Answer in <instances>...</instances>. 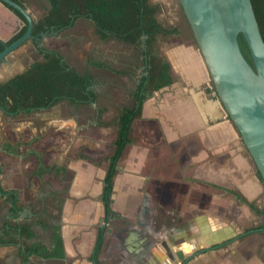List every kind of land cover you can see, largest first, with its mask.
<instances>
[{
  "label": "crops",
  "instance_id": "0c3cea01",
  "mask_svg": "<svg viewBox=\"0 0 264 264\" xmlns=\"http://www.w3.org/2000/svg\"><path fill=\"white\" fill-rule=\"evenodd\" d=\"M20 2L33 20L49 8L47 0ZM21 27V19L0 2V40L8 41ZM56 34H43L38 46L26 41L0 61V83L40 61L45 36ZM55 38L59 35L52 43ZM176 43L159 40L173 83L152 93L131 124L130 141L113 176L108 215L102 194L118 126L110 142L99 138L92 146L85 130L89 121L75 127L79 117L74 115L57 119L72 128L66 144L54 139L42 144L38 138L30 145L12 137V120L21 113L0 110V135L6 129L0 143V229L29 224L35 237L26 244L49 249L58 232L64 252L61 258L32 255L22 262L18 246H0V264H264V230L247 233L257 240L249 244L235 239L230 224H220L228 223L236 208L264 221V215L254 214L233 195L264 209L258 205L264 202V186L196 44L192 39ZM35 54L41 58L33 60ZM77 128L84 132L75 135ZM76 136L89 139L81 143ZM29 145L35 149L27 150ZM29 164L35 165L31 173Z\"/></svg>",
  "mask_w": 264,
  "mask_h": 264
},
{
  "label": "trees",
  "instance_id": "16d2710c",
  "mask_svg": "<svg viewBox=\"0 0 264 264\" xmlns=\"http://www.w3.org/2000/svg\"><path fill=\"white\" fill-rule=\"evenodd\" d=\"M11 1L24 7L20 0ZM47 1L49 8L42 17L33 20L31 38L28 40L36 46L40 44L43 34H58L71 28L78 19L83 18L93 23L95 33L101 41L116 39L119 42L130 44L142 58L143 71L132 94L133 103L129 108H123L117 117L115 150L109 157L102 194L105 214L108 215L113 176L130 141L131 124L134 119L141 116L143 103L152 93L173 83L171 65L167 59L160 55L156 42L159 39L178 35L179 29L178 27L163 26L157 17L160 5L151 3L150 0ZM251 4L264 42V0H251ZM9 9L21 19L22 27L8 41L0 40V53L27 30L25 17L17 10L11 7ZM238 43L244 57L252 64L247 45L241 34L238 35ZM38 49L42 56L40 61L31 63L23 72L0 83L1 111L9 115H17L22 112L29 113L49 109L62 100H66L74 106L96 102L94 77L89 71L78 72L66 63L64 57L57 50H50L43 46ZM256 176L264 186L257 170ZM233 195L239 202L247 205L254 214L264 215V209L257 208L255 203L248 202L239 194L233 193ZM257 230H264V225L249 229L245 233ZM102 233V231L99 232L95 253L100 246ZM34 237L35 234L29 224H4L0 229V246H18L22 262H26L32 255L41 258L63 257V243L58 232L53 235V248L51 249L40 244H26Z\"/></svg>",
  "mask_w": 264,
  "mask_h": 264
},
{
  "label": "rangeland",
  "instance_id": "374dc122",
  "mask_svg": "<svg viewBox=\"0 0 264 264\" xmlns=\"http://www.w3.org/2000/svg\"><path fill=\"white\" fill-rule=\"evenodd\" d=\"M150 2L160 5L157 17L163 26L178 27L179 29L178 35L163 38L164 40L168 39V44L171 45L173 42H177L176 46H179L187 41L191 42L192 39L195 45L178 0H150ZM37 13L39 12L35 10L34 14ZM58 35L59 39L55 38L52 43V38ZM45 37V48L57 49L69 66L75 68L78 72L87 70L93 75L97 100L91 105L79 108H75L78 106H69L68 102L64 100L49 110L29 114L21 113L14 116L11 126L12 137H15L19 142L28 140L30 145L36 142L38 138L42 144L50 143L53 139L66 144V138L72 135V128H66L62 122L57 123V119L73 118L75 115L79 117L75 127L85 125L89 121L85 130L91 133L92 146H94V141L99 138L110 142L115 135L117 117L121 110L131 107L133 103L132 94L143 71V62L139 52L130 44L119 42L116 39L101 41L96 35L91 21L86 19L79 20L75 26L73 25L53 37L52 35ZM159 40L156 42V47L160 55L163 56L159 50ZM179 41L182 43H178ZM39 57L41 58L39 54H35L32 59ZM77 129L75 135L84 132L81 131L82 128ZM1 131L0 143L3 141V134L6 129L2 128ZM12 137H8L11 138L10 141H13ZM76 138L81 143L89 139L81 136H76ZM30 145L27 150L35 149L34 146ZM31 161H34V159L29 162ZM34 167V164H29L30 173ZM258 205L264 207L263 199ZM235 215L230 214V218L226 219L228 223H222L223 221H221L220 224L236 223L239 232L235 230L237 232L234 235L235 239H240V242L246 241L249 244L257 243V240H251L253 239L251 236L246 237L247 233L245 234V231L264 225V221L257 222V220H253L250 214L243 212L240 208H236ZM258 216L263 217L262 215ZM244 235L245 237H242ZM254 239L259 238L256 235Z\"/></svg>",
  "mask_w": 264,
  "mask_h": 264
},
{
  "label": "water",
  "instance_id": "95a60500",
  "mask_svg": "<svg viewBox=\"0 0 264 264\" xmlns=\"http://www.w3.org/2000/svg\"><path fill=\"white\" fill-rule=\"evenodd\" d=\"M217 98L234 125L264 183V42L251 0H178ZM21 13L26 32L7 45L0 61L31 38L33 17L11 0H0ZM241 34L252 64L238 43ZM236 228V223L230 224Z\"/></svg>",
  "mask_w": 264,
  "mask_h": 264
},
{
  "label": "flooded vegetation",
  "instance_id": "af4514ba",
  "mask_svg": "<svg viewBox=\"0 0 264 264\" xmlns=\"http://www.w3.org/2000/svg\"><path fill=\"white\" fill-rule=\"evenodd\" d=\"M141 57V56H140ZM229 224H231V222H229ZM237 237V236H236Z\"/></svg>",
  "mask_w": 264,
  "mask_h": 264
}]
</instances>
